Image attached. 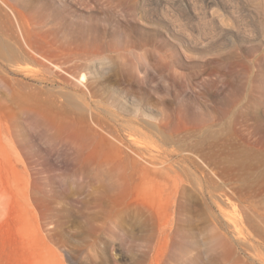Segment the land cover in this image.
Returning a JSON list of instances; mask_svg holds the SVG:
<instances>
[{
	"label": "rangeland",
	"instance_id": "1",
	"mask_svg": "<svg viewBox=\"0 0 264 264\" xmlns=\"http://www.w3.org/2000/svg\"><path fill=\"white\" fill-rule=\"evenodd\" d=\"M217 2L0 0V264H264V0Z\"/></svg>",
	"mask_w": 264,
	"mask_h": 264
},
{
	"label": "bare ground",
	"instance_id": "2",
	"mask_svg": "<svg viewBox=\"0 0 264 264\" xmlns=\"http://www.w3.org/2000/svg\"><path fill=\"white\" fill-rule=\"evenodd\" d=\"M211 2V4H213L214 6L215 5H218L217 3V0H209ZM216 15H212V17L214 18V16L216 17L217 21H218V24L220 25L223 21V17L222 15H220L218 13V11L215 12ZM225 31L227 29L223 28ZM29 34V32H28ZM103 62H105L104 60H100V61H96V60H91L90 61V65L87 66V69H89L88 71V74L89 76H93V79L90 81L87 79V81L85 80V74H76L74 76V73L71 72V76L73 77V79L77 80L78 83L81 84V86H84V91L83 92V95L82 97H80V101L82 102V105L84 106L83 109L85 111V113L91 118L90 121L93 122L94 125H96L98 128H100L101 130L104 129V128H108V126L106 125L107 121L104 119H100L98 116V114L95 115L94 112H92V107H90L89 103H88V100H93V99H97L98 97V91L100 90V86H102V74H105L106 71H108V68H105L104 66H102ZM38 63V62H37ZM42 63V62H41ZM39 65V63H38ZM41 65V64H40ZM45 65V64H44ZM42 65V66H44ZM59 66V65H58ZM61 66V65H60ZM41 67V66H40ZM47 67V66H46ZM45 68V67H43ZM42 68V69H43ZM48 68V67H47ZM39 69V68H38ZM46 69V68H45ZM70 69V68H69ZM48 70V69H47ZM63 70H66L63 69ZM72 71V70H71ZM46 72V71H45ZM69 72V71H68ZM43 74V73H42ZM56 75V74H55ZM78 75V76H77ZM60 78V77H59ZM86 82H85V81ZM79 84V85H80ZM81 88V89H83ZM58 93V92H57ZM47 95V94H46ZM62 96V95H60ZM63 97V96H62ZM61 98V97H60ZM59 99V98H58ZM62 99V98H61ZM66 101L70 100L69 98L65 97ZM63 100V99H62ZM58 101V100H57ZM57 103V102H56ZM62 103V102H61ZM60 103V104H61ZM69 103V102H68ZM93 103L95 104L96 108H98V103L94 102ZM58 104V105H60ZM51 106V105H50ZM92 106V105H91ZM91 108V109H90ZM95 108V109H96ZM94 110V109H93ZM105 110V109H104ZM138 111V109H136ZM136 111V112H137ZM108 112V111H107ZM109 113V112H108ZM112 112H110L109 114H111ZM101 115V114H100ZM113 115V113L111 114ZM115 116H117L115 114ZM102 117V116H101ZM121 120V124H119L120 126H123L124 127V131L126 132V136H127V139H129L128 141L131 143V145H128V148L129 150L131 151V153H133L135 156L137 155H141L139 156L140 159L142 156H145L147 157V155H149V147L147 145H143L141 143H138L136 142L135 140L131 139V132L134 130V125L135 123L130 120V119H114V121H120ZM106 121V122H105ZM91 122V123H92ZM118 136V137H117ZM117 136H116V140L117 141H120L122 140V138L120 137L121 135L117 133ZM131 146H137L135 147L134 149L131 148ZM138 157V156H137ZM149 159H144V163L142 164H138L136 163L137 161H135V159L131 158L132 160V167L136 168L139 170V172L142 174V177H155L157 175H160V174H164L165 172L168 171V168L167 166H165L164 162H161L159 161L157 158L155 157H152V156H148Z\"/></svg>",
	"mask_w": 264,
	"mask_h": 264
}]
</instances>
